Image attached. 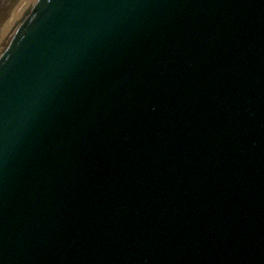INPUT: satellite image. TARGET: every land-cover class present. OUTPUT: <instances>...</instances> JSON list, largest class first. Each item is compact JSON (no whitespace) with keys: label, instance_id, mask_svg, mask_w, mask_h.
I'll use <instances>...</instances> for the list:
<instances>
[{"label":"water","instance_id":"1","mask_svg":"<svg viewBox=\"0 0 264 264\" xmlns=\"http://www.w3.org/2000/svg\"><path fill=\"white\" fill-rule=\"evenodd\" d=\"M0 264H264V0H0Z\"/></svg>","mask_w":264,"mask_h":264}]
</instances>
